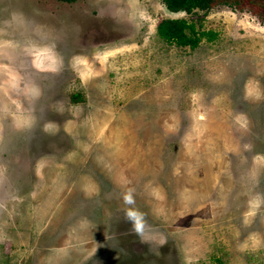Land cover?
<instances>
[{"label":"rangeland","instance_id":"1","mask_svg":"<svg viewBox=\"0 0 264 264\" xmlns=\"http://www.w3.org/2000/svg\"><path fill=\"white\" fill-rule=\"evenodd\" d=\"M230 2L0 0V264H264V0Z\"/></svg>","mask_w":264,"mask_h":264},{"label":"trees","instance_id":"2","mask_svg":"<svg viewBox=\"0 0 264 264\" xmlns=\"http://www.w3.org/2000/svg\"><path fill=\"white\" fill-rule=\"evenodd\" d=\"M74 1V0H62ZM221 1L232 4L231 0H162L165 7L172 12L195 13L198 10L208 11L214 2ZM158 35L168 43H175L179 46H190L195 48L199 45L203 37L209 40L214 38L215 32L212 30H200L194 23H189L185 19H162L157 26ZM78 94H73L77 99ZM217 264H221L218 262Z\"/></svg>","mask_w":264,"mask_h":264}]
</instances>
